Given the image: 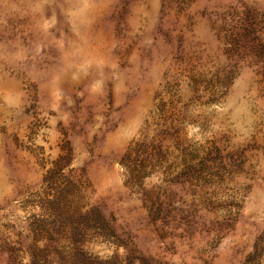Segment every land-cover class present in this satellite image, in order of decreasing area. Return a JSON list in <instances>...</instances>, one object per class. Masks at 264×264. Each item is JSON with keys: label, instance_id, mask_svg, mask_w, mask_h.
<instances>
[{"label": "rangeland", "instance_id": "374dc122", "mask_svg": "<svg viewBox=\"0 0 264 264\" xmlns=\"http://www.w3.org/2000/svg\"><path fill=\"white\" fill-rule=\"evenodd\" d=\"M83 258L264 264V0H0V264Z\"/></svg>", "mask_w": 264, "mask_h": 264}, {"label": "trees", "instance_id": "16d2710c", "mask_svg": "<svg viewBox=\"0 0 264 264\" xmlns=\"http://www.w3.org/2000/svg\"><path fill=\"white\" fill-rule=\"evenodd\" d=\"M82 257H86L84 254H81ZM85 263L84 264H116V262L113 261V258L106 259V260H96V259H86L83 258Z\"/></svg>", "mask_w": 264, "mask_h": 264}]
</instances>
